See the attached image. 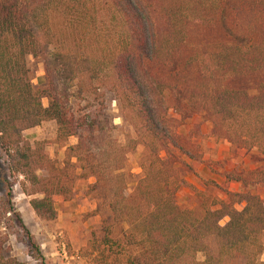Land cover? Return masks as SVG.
<instances>
[{"label": "trees", "instance_id": "trees-1", "mask_svg": "<svg viewBox=\"0 0 264 264\" xmlns=\"http://www.w3.org/2000/svg\"><path fill=\"white\" fill-rule=\"evenodd\" d=\"M52 14L63 21L58 33ZM224 16L247 46H190L191 25L216 30ZM28 57L43 64L40 86ZM258 72L264 0H0V163L11 179H23L32 210L46 223L73 199L76 181L94 180L88 193L99 202L101 225L88 246L90 264H264V201L224 190L227 201L213 204L218 210L182 209L177 193L188 185L179 167L191 168L174 153L181 152V122L204 114L217 142L264 156V81L252 93L230 86ZM108 96L135 134L123 144ZM49 122L58 128L52 144L65 148L63 167L51 160L49 142L24 137ZM70 138L77 143L69 146ZM138 146L146 153L130 194L127 158ZM246 175L264 187V170ZM13 216L10 202H0V228ZM23 229L32 260L46 264ZM7 239L0 229V264H21L8 255Z\"/></svg>", "mask_w": 264, "mask_h": 264}, {"label": "rangeland", "instance_id": "rangeland-1", "mask_svg": "<svg viewBox=\"0 0 264 264\" xmlns=\"http://www.w3.org/2000/svg\"><path fill=\"white\" fill-rule=\"evenodd\" d=\"M230 2L235 0H228ZM50 25L54 32L58 33L63 27L62 18L58 14L50 16ZM231 40L239 44L247 46L248 39L235 37L225 26V16L223 17L219 28L216 30H206L198 25H191L189 28L188 41L192 48L199 51L212 50L215 44ZM28 67L33 72V84L40 86L44 83L43 64L33 57L27 58ZM264 81V72L249 74L243 77L234 78L230 86L233 89L246 90L250 93L256 91L259 84ZM110 104V115L114 119V124L118 130L115 134L120 143H124L127 136L135 137L133 128L128 121L122 119V112L118 108L112 96L107 98ZM47 106V101H44ZM179 120V117H175ZM57 125L49 122L38 128L30 129L24 132V137L31 143L46 141L50 145L47 152L52 161L59 167H63L65 159V149L52 143L57 138ZM179 135L178 149L174 151L175 155L182 158L187 163L201 162V152L204 151L213 140L212 124L206 115H197L190 119H186L177 128ZM77 140L71 138L68 144L74 145ZM146 150L142 146H138L135 153L128 155L127 169L131 172L132 178L128 190L130 194L134 193L136 184L141 177L142 170L140 163L145 156ZM260 154V153H259ZM257 161V158H256ZM264 166V162H258ZM191 170L179 167L180 176L186 173L193 174ZM218 174L217 171H214ZM246 169L239 168L233 170L230 175L236 181L232 192L246 193L259 196L264 201V187L260 184L251 182L247 177ZM39 176H45L43 172L38 173ZM226 176V175H225ZM22 178L17 181L11 179L7 169L0 163V202H10L15 210L16 218L13 216L12 222L1 226V231L8 234L6 248L9 249V256L16 259L21 264H41L32 260L29 253V246L26 239V228L28 233L33 236L36 244L40 247L46 264H90L87 259L88 246L92 240V234H97L101 225V216L97 214L99 202L88 193V187L94 183V180H78L74 185V196L69 202L58 204V215L53 222L40 221L30 206L33 197L27 196L20 186ZM239 180L246 183L242 184ZM202 187L200 189L192 187L188 182L185 186L191 190V195H179L177 193V203L184 210H197L201 206L218 210V206H214L215 200L227 201L224 190H230V186L220 184L214 181L201 180ZM208 182V183H207ZM220 182V181H219ZM190 186V187H189ZM236 186L237 189H236ZM180 191V190H179ZM240 209V206H237ZM19 218L20 222L17 221ZM228 222L225 218L221 225L224 226ZM197 260L204 261V254L198 253ZM264 261V255L262 257Z\"/></svg>", "mask_w": 264, "mask_h": 264}, {"label": "crops", "instance_id": "crops-1", "mask_svg": "<svg viewBox=\"0 0 264 264\" xmlns=\"http://www.w3.org/2000/svg\"><path fill=\"white\" fill-rule=\"evenodd\" d=\"M211 140L212 142L200 153L202 156L201 162L188 163L192 167L193 174L186 173V175L182 176L185 182H188L193 188L200 189L202 187L201 180H211L230 186L231 189L228 191L232 192V189L235 187L234 184H236V181L230 179V173L233 170L239 168L246 169L247 171L264 170V166L258 163L264 162V156L257 151L247 152L245 150L234 149L226 141L217 142L216 140ZM68 145L73 146L70 144ZM214 171H217L218 174ZM88 181H91V179ZM237 187L238 186H236V189ZM179 190L178 193H180L178 196L191 195V190L189 188L181 187Z\"/></svg>", "mask_w": 264, "mask_h": 264}]
</instances>
